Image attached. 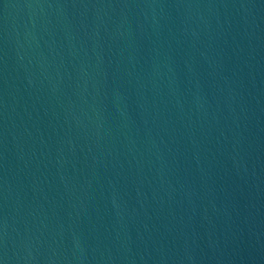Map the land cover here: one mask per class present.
Returning a JSON list of instances; mask_svg holds the SVG:
<instances>
[{
	"label": "water",
	"instance_id": "1",
	"mask_svg": "<svg viewBox=\"0 0 264 264\" xmlns=\"http://www.w3.org/2000/svg\"><path fill=\"white\" fill-rule=\"evenodd\" d=\"M0 264H264V0H0Z\"/></svg>",
	"mask_w": 264,
	"mask_h": 264
}]
</instances>
